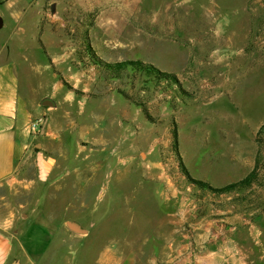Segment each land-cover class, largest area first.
I'll return each mask as SVG.
<instances>
[{
    "label": "rangeland",
    "instance_id": "374dc122",
    "mask_svg": "<svg viewBox=\"0 0 264 264\" xmlns=\"http://www.w3.org/2000/svg\"><path fill=\"white\" fill-rule=\"evenodd\" d=\"M0 17V63L26 56L29 94L55 103L59 147L50 153L57 178L48 198L72 208L60 206L53 217L83 216L73 207L98 205L111 172L132 173L143 184L122 180L125 193L165 181L185 202L202 204L181 177L174 126L192 178L216 188L237 182L254 167L259 147L264 178V135L257 137L264 124V0H0ZM131 61L176 81L132 65L111 78L103 66ZM209 198L225 211L199 212L207 216L201 222L210 220L219 237L264 240V188L251 204ZM184 229L190 242L202 230ZM251 241L244 245L254 257Z\"/></svg>",
    "mask_w": 264,
    "mask_h": 264
},
{
    "label": "crops",
    "instance_id": "0c3cea01",
    "mask_svg": "<svg viewBox=\"0 0 264 264\" xmlns=\"http://www.w3.org/2000/svg\"><path fill=\"white\" fill-rule=\"evenodd\" d=\"M21 59L0 63V264H264L263 239L241 233L219 237L210 220L201 222L206 214L199 212L225 207L207 203L215 196L189 184L202 204L185 202L183 192L165 181L125 193L117 186L122 180L143 184L132 173L111 172L99 189L98 205L73 207L86 211L83 216L53 217L50 212L61 206L48 198L49 181L57 178L50 153L59 147L56 107L52 100L53 106L43 104L51 97L33 100L28 59L22 54ZM42 114L45 125L33 135L29 126ZM185 227L194 233L202 228L194 242ZM248 240L255 243L254 257L244 245Z\"/></svg>",
    "mask_w": 264,
    "mask_h": 264
},
{
    "label": "trees",
    "instance_id": "16d2710c",
    "mask_svg": "<svg viewBox=\"0 0 264 264\" xmlns=\"http://www.w3.org/2000/svg\"><path fill=\"white\" fill-rule=\"evenodd\" d=\"M96 63L98 64V61ZM127 65H132L136 69L151 70L156 74H158L160 79H166L168 81L170 80L176 81L175 76H173L172 74L160 72L152 65L145 64L141 61L103 64V66L106 67L107 72L111 73V78H119L120 75L127 70L128 68ZM260 135H264V125H262L257 132V137H259ZM172 136H173L172 147L176 154L178 167L180 168L181 173L186 177L190 186L197 188L202 192H207L208 194L211 193L215 197L231 198L230 201L244 200L250 204L253 203L250 197L256 195L258 189L264 188V178L261 176L260 167H259V157L261 155L260 147L257 150L255 166L245 177H243L241 180L237 182L228 184L224 187L216 188L211 186L209 182L194 179L190 176L186 166L183 163L182 157L180 156L178 151V133L175 126L172 132ZM257 143H258V138H257ZM240 192L242 193V195L237 196Z\"/></svg>",
    "mask_w": 264,
    "mask_h": 264
},
{
    "label": "built area",
    "instance_id": "2783aa9c",
    "mask_svg": "<svg viewBox=\"0 0 264 264\" xmlns=\"http://www.w3.org/2000/svg\"><path fill=\"white\" fill-rule=\"evenodd\" d=\"M43 123H44L43 117L33 120L29 126L30 133L33 135L38 134L42 130Z\"/></svg>",
    "mask_w": 264,
    "mask_h": 264
},
{
    "label": "water",
    "instance_id": "95a60500",
    "mask_svg": "<svg viewBox=\"0 0 264 264\" xmlns=\"http://www.w3.org/2000/svg\"><path fill=\"white\" fill-rule=\"evenodd\" d=\"M3 28V20L1 19V17H0V30ZM43 104L44 105H46V106H53V103L51 102V101H49V100H45L44 102H43Z\"/></svg>",
    "mask_w": 264,
    "mask_h": 264
}]
</instances>
